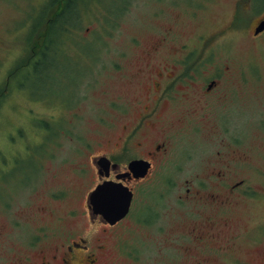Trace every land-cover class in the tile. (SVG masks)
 <instances>
[{"label": "rangeland", "instance_id": "rangeland-1", "mask_svg": "<svg viewBox=\"0 0 264 264\" xmlns=\"http://www.w3.org/2000/svg\"><path fill=\"white\" fill-rule=\"evenodd\" d=\"M58 1L0 0V89L6 94L0 101V264H9L40 226L57 227V216L67 209H85L84 197L96 178L91 158L124 134L127 115L112 102L127 106L134 87L144 85L146 73L135 75L141 60L167 64L185 54L195 79L180 89L195 91L216 72L217 91L238 94L211 100L203 110L199 97L180 102V112L189 104L198 107L190 112L201 134L182 125L172 153L182 159L183 170H158L145 181L151 205L165 203L162 215L149 228L130 232L137 248L133 257L116 256L112 247L109 263L190 264L185 250L192 244L200 253L224 251L205 254L207 264H264V36L252 41L246 25L256 10L236 9V0H75L68 7ZM162 36L165 42L150 52ZM44 48L43 65L28 66ZM208 109L211 115L203 119L199 112ZM221 144L229 145L231 176L245 179L254 192L222 208L220 235L228 244L222 238V245L193 242L183 237L184 226L203 218H192L188 202L178 208L175 197L181 182L203 176L202 166ZM166 186L169 192L157 197ZM62 189L67 195L51 200L50 194ZM80 216L79 228L92 231ZM64 228L73 226L66 220Z\"/></svg>", "mask_w": 264, "mask_h": 264}, {"label": "flooded vegetation", "instance_id": "flooded-vegetation-1", "mask_svg": "<svg viewBox=\"0 0 264 264\" xmlns=\"http://www.w3.org/2000/svg\"><path fill=\"white\" fill-rule=\"evenodd\" d=\"M235 7L244 9L245 12L251 9L256 10L258 15L246 24L248 33L252 41L263 37L264 30L257 34L254 30L257 23L264 19V0H236ZM256 7L258 10L255 9ZM244 27L246 26L239 29H244ZM166 38V36L157 38V41L150 46V52H157ZM193 55L191 53L192 57ZM190 60L187 54L179 59L168 60L167 64H162L150 57L141 60L142 63L135 69V75L136 78H140L146 73L144 85L134 87L130 92L127 106H119L120 101L112 102L115 103L112 104L115 111L127 115L124 118L126 124L122 125L124 134L117 135L110 141L105 152L100 151L91 158L96 178L92 188L84 197L85 209L81 208L80 212L77 208L67 209L64 216H57L56 222L59 223L57 227L40 226L38 228L40 233L27 241L24 248L13 253L9 264H113L109 263V256H114L110 252L112 247H114L116 256L118 252L120 255L133 257V251L137 248L132 245V240L128 235L136 227L154 225L158 215L161 214L159 207L165 204L159 206L158 203L155 207L151 205L149 198L153 196L147 192L145 181L158 170L164 171L172 168L176 172L183 170L184 165L180 163L182 159L172 153L177 146V137L182 125L186 124V127H191L192 132L201 134L202 128L194 125L192 121L194 112H190L191 109L198 107L189 104L186 111L180 112V102L190 97H199L200 100L196 103L202 104L199 107L203 110L207 108L211 100H217L212 103H219L221 99L225 100L229 93L238 94L236 90L217 91L219 75L216 72L210 75V79L207 78V84L204 82L196 86L198 88L195 91L180 89L190 88V85H181V83L195 79L191 75L194 69L189 68L191 63L188 61ZM171 61L172 64H170ZM173 64H178L183 69L181 71L177 68L171 70L170 67ZM239 78L240 82L244 81L242 71ZM199 114L203 119H207V115H211V112L208 109L207 113L200 111ZM97 146L102 147L101 142H98ZM227 147L229 145L221 144V150L215 153V158L208 157V161L201 168L203 176L200 179L185 180L179 184V191L175 197L178 208L182 207L181 204L186 205L185 202H188L189 208H194V212L191 213L192 218L198 215L203 218L201 222H197L195 218L184 226L183 237H188L190 241L206 240V243L210 245H217L218 239L222 238L225 241L223 244H228L227 239L222 234L220 235L225 225L223 221L226 220L225 217H221L222 208L230 206L238 199L242 200L253 195L254 190L246 184L245 179H234L231 176ZM232 152L235 153L234 150ZM138 162L140 164H136ZM194 168L197 171V167ZM84 171L79 170V173H84ZM142 172L143 175H139ZM196 181L197 185H195ZM104 182L121 184L131 193L126 215L113 224L106 222L101 215L93 214L88 203L89 193ZM168 187L166 186L163 192H157V197H164L169 192ZM66 195V189H62L57 193L52 192L50 198L59 200ZM206 208L208 210L201 214V209ZM51 210L56 211L57 209L55 207ZM80 214L88 219V225L92 226V231H85L83 227L79 228ZM66 220L71 222L73 228L65 230ZM174 230L178 232L175 235L179 234L180 237V228L177 227ZM142 245L145 247L148 243L142 241ZM191 247L195 248L192 244ZM192 248L188 247L185 250L190 254L188 255L191 260L190 264H207L205 259L208 257L205 254L209 252L224 253L219 249H209L206 250L208 252L200 253L196 250L192 251ZM207 260L209 261V258Z\"/></svg>", "mask_w": 264, "mask_h": 264}, {"label": "water", "instance_id": "water-1", "mask_svg": "<svg viewBox=\"0 0 264 264\" xmlns=\"http://www.w3.org/2000/svg\"><path fill=\"white\" fill-rule=\"evenodd\" d=\"M263 30L264 19L257 23L254 33H260ZM139 175H143V172ZM130 199L131 193L126 187L110 182L96 186L88 195V203L92 213L101 215L109 224L115 223L126 215Z\"/></svg>", "mask_w": 264, "mask_h": 264}, {"label": "trees", "instance_id": "trees-1", "mask_svg": "<svg viewBox=\"0 0 264 264\" xmlns=\"http://www.w3.org/2000/svg\"><path fill=\"white\" fill-rule=\"evenodd\" d=\"M75 0H59L57 3H58V5H60V4H62V5H66L67 7L68 6H71L72 4H73V2H74ZM63 11V10H62ZM60 12H61V10H60ZM59 12V13H60ZM60 16H61V14H59ZM64 16H65V14H64ZM42 18H43V16H42ZM46 48V47H45ZM45 48L42 50V53H40L39 54V56H37L36 58H34V60L32 61V64L31 65H28V66H33L36 70L38 69V68H40L42 65H43V63H44V61H45V52H44V50H45ZM20 63V62H19ZM24 64H22V63H20V65L19 66H23ZM11 75V76H10ZM9 76L12 78L13 76H14V72H13V69L10 71V73H9ZM4 88H2V89H0V101H1V99H3L5 96H6V94H5V89L3 90ZM1 103V102H0Z\"/></svg>", "mask_w": 264, "mask_h": 264}]
</instances>
